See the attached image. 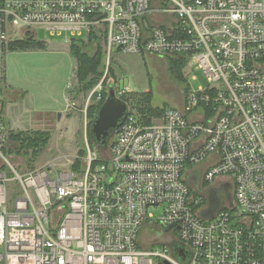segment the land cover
Segmentation results:
<instances>
[{
  "label": "built area",
  "instance_id": "built-area-1",
  "mask_svg": "<svg viewBox=\"0 0 264 264\" xmlns=\"http://www.w3.org/2000/svg\"><path fill=\"white\" fill-rule=\"evenodd\" d=\"M38 28L66 43L93 35L107 62L183 56L206 84L150 123L128 112L78 171L60 158L20 171L0 115V264H264V0H0V100L9 42ZM222 175L230 198L202 219Z\"/></svg>",
  "mask_w": 264,
  "mask_h": 264
},
{
  "label": "rangeland",
  "instance_id": "rangeland-1",
  "mask_svg": "<svg viewBox=\"0 0 264 264\" xmlns=\"http://www.w3.org/2000/svg\"><path fill=\"white\" fill-rule=\"evenodd\" d=\"M63 37L51 36L48 31L38 28L36 39L45 42V49L7 51L5 54L6 84L12 88L28 90L32 93L33 100L29 101L27 97L14 103L8 99L0 100L4 107V120L7 124L9 122L10 127L16 128L15 121L19 118L18 126L25 127L30 124L36 111L44 112V131L50 133L46 146L35 157L18 153L17 148L3 150L6 156L12 158V162L18 164L20 171L32 169L61 155L65 157L58 160L60 163L67 162V167L78 171L80 158L83 156L79 154V150L84 149L86 152L89 129L86 108L97 101L93 92H98L100 85L96 84L86 92L78 91L80 84L76 75L77 62L69 50L71 43L64 42ZM97 45H100L97 39L84 41L82 51L92 55ZM107 63L105 89L108 90V85H113L116 94L122 91V96L127 99L129 112L145 122L147 118L150 119L147 123L158 116L144 113L142 110L167 107L181 109L186 86L197 90L206 84L202 71L194 66L182 69L186 82L176 79L169 69V58L150 53L115 51L110 55L108 62L103 58L104 67L101 64L100 70L104 69L105 72ZM146 92H149V96ZM64 97H67V101ZM71 102L74 103L73 107L68 105ZM60 112L61 117L58 119ZM62 118L65 123H59ZM88 145L98 155L107 149L98 147L92 140ZM77 160L79 162L73 166ZM215 181L219 183L211 182L209 189L204 192V200H208L210 205L200 208L197 212L202 219L211 217L220 209L224 198H230L231 183L228 177L222 175ZM149 211L155 217L162 212L160 208H150ZM142 233V242L150 243L147 231L143 230ZM153 247L155 248H150Z\"/></svg>",
  "mask_w": 264,
  "mask_h": 264
},
{
  "label": "trees",
  "instance_id": "trees-1",
  "mask_svg": "<svg viewBox=\"0 0 264 264\" xmlns=\"http://www.w3.org/2000/svg\"><path fill=\"white\" fill-rule=\"evenodd\" d=\"M95 37L91 35L88 40L92 41ZM83 40L81 38L72 39L70 44V53L76 59L77 62V70L76 75L78 78V82L80 84V88L78 91L86 92L91 90L103 77L104 69L100 70V66L104 67L103 58L104 53L100 45H97L94 54L88 55L82 51ZM8 51H26L31 49H45L46 44L42 40L34 39V38H23L19 40H13L8 44ZM186 64V59L183 56L180 57H170L169 58V69L172 74L175 76L176 79L186 82V79L183 76L182 69ZM106 77L103 78L102 84L103 89L101 92V99L96 101L95 103L89 105L86 108L87 115L89 117L88 128L90 129L91 123L97 114V111L105 100L107 96V90L105 89L106 86ZM187 85V83H186ZM189 88L188 85L185 88V94L188 92ZM149 96V92H146ZM121 99L126 101L127 99L119 95ZM3 107V106H2ZM164 108H149L148 111L142 110L144 113L152 114L154 116H160ZM2 110V108H1ZM147 122L150 119H146ZM87 130V140L88 144L90 143V131ZM50 138V133L46 131H39V130H26V131H13L9 132V139L16 143L14 148H17L18 153L22 152L24 155H30L35 157L41 150L44 148ZM112 139L108 141L107 147ZM80 155L85 154V150H79ZM79 161L77 160L76 163L73 165L75 166Z\"/></svg>",
  "mask_w": 264,
  "mask_h": 264
},
{
  "label": "water",
  "instance_id": "water-1",
  "mask_svg": "<svg viewBox=\"0 0 264 264\" xmlns=\"http://www.w3.org/2000/svg\"><path fill=\"white\" fill-rule=\"evenodd\" d=\"M128 112L127 102L117 96L113 85H108L107 96L100 105L89 129L92 141L102 149L107 148L109 139L124 121ZM208 218L210 217L205 219ZM174 254L178 255L176 248H174ZM181 260L185 261V256H182Z\"/></svg>",
  "mask_w": 264,
  "mask_h": 264
},
{
  "label": "crops",
  "instance_id": "crops-1",
  "mask_svg": "<svg viewBox=\"0 0 264 264\" xmlns=\"http://www.w3.org/2000/svg\"><path fill=\"white\" fill-rule=\"evenodd\" d=\"M7 91H6V99H8L10 102L14 103L16 102L17 100H24L25 97H27V99H29V101L33 100L32 98V93L29 92L28 90H24V89H19V88H12L11 85H7ZM65 101H67V97H64ZM3 105L1 104L0 105V115L2 116H5V112L3 110L4 107H2ZM2 108V110H1ZM60 116L58 117V119H60L61 117V112L59 113ZM45 119H46V114L44 112H35V115L31 118V121H30V124L25 126V127H19L18 126V123L20 122V119L19 118H16V121H15V126L16 128H12L9 126V122L7 124L8 128L10 130H13V131H26V130H39V131H44V122H45ZM6 121V120H5ZM65 120L64 118H62L59 123H63ZM65 123V122H64ZM62 157H65V155H61V156H58L56 158H62ZM67 158V157H66ZM208 162H204L203 164L201 165H198L196 167H193L191 169H188L187 170V177H188V180L191 182V183H194L196 184L197 182V175L196 173L194 172L195 169H198L199 166H206ZM196 177V180H192L191 181V178L192 177ZM219 182L218 181H215L214 184H218Z\"/></svg>",
  "mask_w": 264,
  "mask_h": 264
},
{
  "label": "flooded vegetation",
  "instance_id": "flooded-vegetation-1",
  "mask_svg": "<svg viewBox=\"0 0 264 264\" xmlns=\"http://www.w3.org/2000/svg\"><path fill=\"white\" fill-rule=\"evenodd\" d=\"M192 180H194V181H195V180H196V177H194V176H193V177L191 178V181H192Z\"/></svg>",
  "mask_w": 264,
  "mask_h": 264
}]
</instances>
